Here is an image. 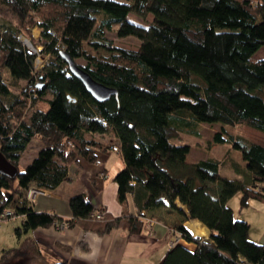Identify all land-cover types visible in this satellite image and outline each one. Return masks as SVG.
Instances as JSON below:
<instances>
[{"label":"trees","instance_id":"16d2710c","mask_svg":"<svg viewBox=\"0 0 264 264\" xmlns=\"http://www.w3.org/2000/svg\"><path fill=\"white\" fill-rule=\"evenodd\" d=\"M127 1L0 0V21L10 26L4 33L0 28V153L18 169L15 177L0 175V220L24 217L15 230L19 238L62 223L99 237L119 228L124 217L97 209L86 195L69 200L67 220L36 212L26 198L33 186H61L79 159L96 164L98 151L113 147L96 137L108 135L125 161L114 179L119 202L133 195L137 208L125 217L131 236L144 232L146 213L175 210L176 200L213 233L205 240L180 226L185 242L196 248L179 243L161 264H245L243 258L264 264V245L251 241L250 224L228 207L239 194L240 209L264 200V144L226 131L243 125L264 132V60L253 61L264 48V0ZM134 12L152 14L151 25L130 22ZM115 24L118 37L141 41L136 51L118 48L107 37ZM36 27L41 35L34 39ZM22 35L51 58L39 74L33 66L37 56ZM61 51L84 59L89 75L117 96L105 103L93 99L70 74ZM204 124L221 126L213 147L229 142L241 153L245 169L239 178L221 174L222 166L240 165L233 159L189 164L192 147L173 142L183 133L201 136ZM35 139L43 149L20 173L21 158ZM2 253L0 264H32L41 255L31 238Z\"/></svg>","mask_w":264,"mask_h":264},{"label":"crops","instance_id":"0c3cea01","mask_svg":"<svg viewBox=\"0 0 264 264\" xmlns=\"http://www.w3.org/2000/svg\"><path fill=\"white\" fill-rule=\"evenodd\" d=\"M33 37L37 38L38 36L36 37L33 33ZM96 139L105 145L113 143V147L119 146L112 136H97ZM111 149L112 147L108 149V152L98 151L97 161L102 162V165H98V162L91 164L79 159L71 167L68 180L54 191L44 189L45 193L37 196L35 202L29 205L38 213L49 212L67 220L72 219L69 200L80 194L86 195L97 209H104L108 214L118 219L124 217L119 228L109 235L99 237L95 233L85 232L80 227L61 229L57 224L45 229H35V231L19 238L15 230L22 226L24 217L0 220V259L4 250L17 249L25 239L31 238L37 242L39 252H41V255L35 261L33 260L32 264H55L59 261L70 264H161L167 252L174 247L171 242L180 237L178 231L180 226L185 227L194 237L210 239L213 233L203 223L191 220L188 209L178 200L175 201V210L165 207L146 213V217L143 218L145 225L146 220L149 219L154 221V226L151 229L145 227L142 234L131 236L129 234L130 226L125 217L136 215L137 208L133 202V195L128 197L125 204L119 202L118 186L114 179L125 167V161H123L120 152L116 153ZM232 149L228 151V154L217 156V159L207 156L205 160L194 157L193 149H191L187 155V161L189 164H195L210 159L226 164L233 159L240 165L229 166L228 171H225L227 167L224 166L221 174L225 176L223 174L225 171L230 173L232 178H239L238 172L240 169H245V166L240 160L237 161L234 158L235 152ZM117 156L119 159L116 158ZM33 187L35 188V186ZM240 197V194L234 196L228 207L234 211L236 219L247 221L250 224L251 241L264 245V200H252L247 208L240 209ZM3 230L7 231V234H2ZM192 230L200 231V233L194 234ZM12 232L13 234H11ZM8 239L12 240L10 242H14L13 246H10ZM180 244L193 250L196 248L195 245L187 243L183 239ZM243 263L247 264L244 258Z\"/></svg>","mask_w":264,"mask_h":264},{"label":"rangeland","instance_id":"374dc122","mask_svg":"<svg viewBox=\"0 0 264 264\" xmlns=\"http://www.w3.org/2000/svg\"><path fill=\"white\" fill-rule=\"evenodd\" d=\"M118 3H128L127 0H114ZM102 16H105V14L102 12L100 17ZM128 20L132 23H136L138 25H141L143 27H149L154 19L153 15L152 14H149V15H146L145 17H142V16H139L137 15L135 12L134 13H131L128 15ZM9 24H6L4 21H0V28L2 29L1 32H6L8 29H9ZM119 28V25L115 24L114 27H113V32H108L107 33V37L114 42V44L116 45V47L118 48H129V49H132V50H135L138 49L141 45V41L138 40L137 38H133V37H124V38H120L117 36V33H116V29ZM35 33L36 37H40L39 35H41L40 33V30L36 27L34 29L31 30V33ZM33 33H32V37H33ZM37 37V38H38ZM21 39V42L23 43V45H25V47L29 48L34 55H36L35 52L38 51H43V47L41 45H37V46H34L31 41H30V38H28V36H21L20 37ZM34 38V37H33ZM37 38H34V39H37ZM37 58H38V55H36ZM50 56H40L39 59H38V63H36V66L37 68L40 67L43 63L44 64V67H46L47 65H49V61H50ZM261 60H264V48L261 49L260 51H258L256 53V55H254L253 57V61L256 62V61H261ZM76 63L79 64L80 66H86L87 65V62L84 60V59H77L76 60ZM36 66L34 65V70H35V74H39V72L41 70H43L44 67H40L38 69V71H36ZM262 98L264 100V94L262 95ZM39 108L41 109H44L45 111H49V105L47 104H40ZM201 132H200V135L199 137H192V136H189L185 133H183L181 136V140H173V142L175 144H181V145H184V144H187L189 145L190 147H192L193 149V153L192 155H194V157H198L200 158L201 160H205L207 156H210V157H214V158H218L217 156H222L224 153L225 154H228V151L231 150L233 148V145H231V143L227 142V144H223V145H217V147H213L212 146V142H213V138L215 136V134L217 132H221V126L216 124V125H209V124H204L202 127H201ZM226 131L228 134H231L232 136H234L235 138H238V136H241V137H244L246 139H253L254 141H256L257 143L259 144H264V132L263 131H258V130H255L251 127H247V126H243V125H238L237 127H232V126H227L226 127ZM200 146V148H198ZM211 146V148L209 147ZM43 149V144L42 142H40L39 139H35L31 142V145L26 149V151L24 152V155L22 156L21 158V161L19 163L20 167H19V171L20 173L21 172H24L27 167L32 163V161L34 159H36L39 155H40V152L41 150ZM232 151H234V155L235 156L234 158L237 160V161H241V163L243 164V158H242V155L240 152H237L235 150L232 149ZM197 153V154H196ZM205 156V157H204ZM116 158L119 159V156H117ZM224 167V166H222ZM227 168L225 169V171L229 170L230 167L229 166H226ZM225 168V167H224ZM223 172V174L226 176V177H231V174L227 173V172ZM236 177V176H235ZM12 208H9V211H11ZM255 213V211H254ZM256 230V227L254 229V231ZM2 234H7V231L3 230L2 231ZM1 234V235H2ZM13 234V232L11 233ZM12 241L11 239H8V243ZM14 245V242H10V246H13ZM3 255V254H2Z\"/></svg>","mask_w":264,"mask_h":264},{"label":"water","instance_id":"95a60500","mask_svg":"<svg viewBox=\"0 0 264 264\" xmlns=\"http://www.w3.org/2000/svg\"><path fill=\"white\" fill-rule=\"evenodd\" d=\"M59 54L65 64L68 65L70 74L79 80L83 86H85L88 94L97 102L105 103L117 96V91L98 83L91 75H89L83 66L77 64L76 61L64 51H61ZM17 172L18 169L9 164L4 155L0 153V175L15 177Z\"/></svg>","mask_w":264,"mask_h":264},{"label":"built area","instance_id":"2783aa9c","mask_svg":"<svg viewBox=\"0 0 264 264\" xmlns=\"http://www.w3.org/2000/svg\"><path fill=\"white\" fill-rule=\"evenodd\" d=\"M41 52H42V51H38V50H37V52H35L36 55H38V58H37V60L35 61V63L33 64V66H34V65L36 66V63H38V59H39V57L42 56V55H41ZM44 64H45V63H43L40 67H44ZM40 67L37 68V66H36V71H38V69H39ZM111 150H113V151L116 152V153H119V151H120L118 147H112ZM97 162H98V165H102V162H100V161H97ZM44 193H45V190H42V189L34 188V187H33L32 189H30V191L28 192V194H27V196H26L27 201L29 202V204H33V202H35L37 196L42 195V194H44ZM6 217L10 218V217H12V214H11V213H8V214H6ZM58 226H59L61 229H66V228L69 226V224H68V223H67V224H66V223H62V224H59ZM153 226H154V221H153V220H149V219H147V220H146V227H147V229H151ZM179 235H180L179 238H177V239H175L174 241L171 242V245H172V246L175 247L177 244L180 243V241H181L182 239L184 240L183 235H181V233H179Z\"/></svg>","mask_w":264,"mask_h":264},{"label":"bare ground","instance_id":"6f19581e","mask_svg":"<svg viewBox=\"0 0 264 264\" xmlns=\"http://www.w3.org/2000/svg\"><path fill=\"white\" fill-rule=\"evenodd\" d=\"M196 228H197V226H196ZM194 230V229H193ZM192 230V232L194 233V234H199L200 233V231L199 232H196V231H193ZM203 233V232H202ZM206 234V233H205Z\"/></svg>","mask_w":264,"mask_h":264}]
</instances>
